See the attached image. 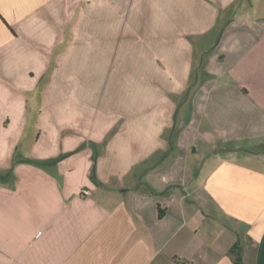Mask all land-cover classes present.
<instances>
[{"label": "crops", "instance_id": "crops-1", "mask_svg": "<svg viewBox=\"0 0 264 264\" xmlns=\"http://www.w3.org/2000/svg\"><path fill=\"white\" fill-rule=\"evenodd\" d=\"M233 142H264V0H0V264H264Z\"/></svg>", "mask_w": 264, "mask_h": 264}, {"label": "rangeland", "instance_id": "rangeland-1", "mask_svg": "<svg viewBox=\"0 0 264 264\" xmlns=\"http://www.w3.org/2000/svg\"><path fill=\"white\" fill-rule=\"evenodd\" d=\"M252 1V4H257V1L259 0H250ZM257 142V141H256ZM256 142H241V143H230V144H219V146L217 147L219 149V151L221 152H230V154L232 155L233 151H236V150H239L238 152H243L242 154H244V152H249L251 151L252 153H255L259 156V158L257 160H252L251 161V164L255 167H259L260 164L262 162L263 164V167H264V142L262 144H259V145H252L253 143H256ZM235 145H240V147H236ZM241 149V150H240ZM250 153V152H249ZM229 154V155H230ZM239 160H242V157L239 158Z\"/></svg>", "mask_w": 264, "mask_h": 264}, {"label": "trees", "instance_id": "trees-1", "mask_svg": "<svg viewBox=\"0 0 264 264\" xmlns=\"http://www.w3.org/2000/svg\"><path fill=\"white\" fill-rule=\"evenodd\" d=\"M36 163L40 165L48 164V162H39V161H37ZM231 254L235 257L234 259L235 264H244L241 253H240V248L238 245L232 249Z\"/></svg>", "mask_w": 264, "mask_h": 264}]
</instances>
